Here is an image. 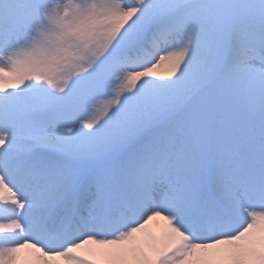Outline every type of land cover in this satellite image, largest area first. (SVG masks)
Returning a JSON list of instances; mask_svg holds the SVG:
<instances>
[{
    "label": "snow or ice",
    "instance_id": "snow-or-ice-1",
    "mask_svg": "<svg viewBox=\"0 0 264 264\" xmlns=\"http://www.w3.org/2000/svg\"><path fill=\"white\" fill-rule=\"evenodd\" d=\"M0 264H264V0H0Z\"/></svg>",
    "mask_w": 264,
    "mask_h": 264
}]
</instances>
